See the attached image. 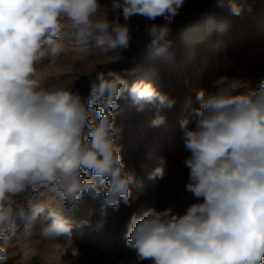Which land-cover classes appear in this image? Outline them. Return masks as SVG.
<instances>
[{
  "label": "clouds",
  "instance_id": "9594fccd",
  "mask_svg": "<svg viewBox=\"0 0 264 264\" xmlns=\"http://www.w3.org/2000/svg\"><path fill=\"white\" fill-rule=\"evenodd\" d=\"M184 2L0 0V241L5 245L20 225L31 231L43 218L39 237L48 242L65 238V249L78 257L72 230L90 221L77 222L63 209H73L86 194L102 196L96 223L101 228L109 207L118 210L121 201L130 205L136 178L125 171L118 144L120 99L127 93L138 110L144 104L171 108L175 103L151 82L130 85L112 69L96 72L85 103L64 81L46 85L37 65L45 59L56 64L65 30L78 44L101 53L126 49L132 17L149 22L145 31L155 46L168 36ZM243 10L239 3L230 5L233 15ZM157 18L163 22L154 23ZM196 99L194 127L185 118L181 128L190 152L184 160L185 187L199 202L184 215L171 208L133 215L126 243L136 250L137 264H264V80L253 89L236 78H222L214 90L197 91ZM164 123L161 115L151 121L153 127ZM166 170L161 158L149 178H163ZM26 191L33 197L20 202L17 197ZM8 258L7 247L0 246V264Z\"/></svg>",
  "mask_w": 264,
  "mask_h": 264
},
{
  "label": "rangeland",
  "instance_id": "374dc122",
  "mask_svg": "<svg viewBox=\"0 0 264 264\" xmlns=\"http://www.w3.org/2000/svg\"><path fill=\"white\" fill-rule=\"evenodd\" d=\"M110 2L101 0L104 5ZM233 2L243 5L240 15L231 13ZM108 15L113 18L110 8ZM120 20L123 22L122 16ZM162 22L161 18L154 21ZM146 23L149 22L144 18L132 17L129 46L107 53L78 44L72 31L65 30L60 37L64 51L56 64L50 65L45 59L37 65L38 76L46 85L64 81L85 103L90 80L96 72L109 69L125 75L130 85L141 80L151 82L156 90L175 101L171 108L144 104L142 110H138L139 106L127 93L119 101L115 117V124L121 129L118 144L122 146L125 171L134 172L136 178L131 186L130 205L121 201L118 210L109 207L104 223L107 225L102 228L96 227L101 218L102 196L93 199L86 194L73 209H63L66 216L77 222L85 218L90 221L79 225L80 232L77 228L72 231L71 239L77 241L74 244L80 250L78 257L65 249L63 237L59 242H32L31 237L44 222L43 218L31 231L20 225L6 245L0 241V246L8 250L6 264H137L136 250L127 245L122 234L124 222L133 215L139 218L144 209L152 208H171L174 213L184 215L188 206L199 202L185 187L189 182V170L184 160L190 152L184 146L181 121L187 118L188 127H194L192 112L199 107L197 91L214 90L222 78H236L258 89L260 81L264 80V0H185L168 36L155 46H150ZM144 71L150 74L149 78H142ZM91 115L98 122L95 113ZM157 115L163 116L165 123L153 127L151 121ZM161 158L167 161L165 176L149 178ZM30 197L33 194L26 191L17 199L26 202ZM35 197L48 198L43 193H36ZM115 229L118 237L114 235L110 240L107 234L103 235L113 234ZM83 237H90L93 243L86 244ZM115 249L118 254L111 257ZM142 264H151V261L145 260Z\"/></svg>",
  "mask_w": 264,
  "mask_h": 264
},
{
  "label": "bare ground",
  "instance_id": "6f19581e",
  "mask_svg": "<svg viewBox=\"0 0 264 264\" xmlns=\"http://www.w3.org/2000/svg\"><path fill=\"white\" fill-rule=\"evenodd\" d=\"M253 7H254V6H253ZM225 26H227L226 23H225ZM216 31H217V30H216ZM210 32H211V31H210ZM149 77H150V74H149V73L147 74V71H144L142 78H146V79H147V78H149ZM72 212H73V211H72ZM145 212H146V210L144 209V210L142 211V214H141V215L143 216V214H144ZM74 213H75V212H74ZM66 214H67V213H66ZM72 217H73V216H72ZM130 219H131V217L128 219V221L124 222V223H125V224L123 225L124 227L122 226V227H123V231H124V232H122V234L124 233V235H125V232H126V229H127L128 225H129V223H130ZM75 221H76V220H75ZM104 225H107V223L104 224ZM106 227H107V226H106ZM76 228H77L78 231L80 230V227H79V226H75V225H74L73 230H75ZM101 228H102V227H101ZM107 228H108V227H107ZM112 228H113V227H112ZM73 230H72V231H73ZM104 230H105V229H103V231H104ZM110 230H112L111 232H113V229H110ZM96 231H97V230H96ZM98 231H99V230H98ZM98 231H97V232H98ZM105 231H107V230H105ZM79 232H80V231H79ZM79 232H78V233H79ZM100 232L103 233L102 230H100L99 233H100ZM111 232H110V233L108 232L109 235H108V233H104L103 235L106 236V234H107V238H109L110 240L113 238L114 235H116V237L119 236V233H118L117 229H115V231H114L113 234H111ZM95 233H96V232H95ZM74 234H76V232H74ZM74 234H73V235H74ZM77 235H78V234H77ZM79 235H80V233H79ZM91 235H93V234H91ZM91 235H89V236H91ZM96 235H97V234H96ZM99 235H100V234H99ZM28 237H29V236H28ZM31 238L33 239V241H32L33 243H34V242H37V243L40 244L42 241H44V240H42V239L39 237V235H38V231H37V230L34 231V233H33V235H32ZM83 238H84V237H83ZM114 238H115V237H114ZM27 239H28V238H27ZM84 239L86 240V244H92V243H93V241H92V239H91L90 237H85ZM59 240H60V239H58L57 241L59 242ZM94 240H95V239H94ZM113 240H114V239H113ZM75 242H77V241H75ZM75 242H74V243H75ZM42 243H43V242H42ZM42 243H41V244H42ZM45 243H46V242H45ZM36 246H37V245H36ZM89 246H90V245H89ZM116 247H117V246H116ZM62 248H63V247H62ZM117 251H118V249H115L114 251H111L112 253L110 254V256H111V257H115V256L118 254ZM107 255H108V254H107ZM120 263H121V261H120Z\"/></svg>",
  "mask_w": 264,
  "mask_h": 264
}]
</instances>
